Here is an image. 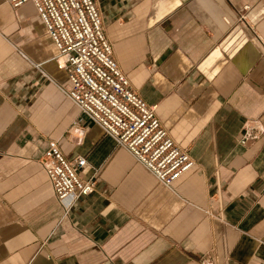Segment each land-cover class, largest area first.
<instances>
[{"label": "crops", "instance_id": "crops-1", "mask_svg": "<svg viewBox=\"0 0 264 264\" xmlns=\"http://www.w3.org/2000/svg\"><path fill=\"white\" fill-rule=\"evenodd\" d=\"M95 1L195 166L159 183L67 98L34 4L0 0V264H264V0ZM51 142L96 181L67 214L41 164Z\"/></svg>", "mask_w": 264, "mask_h": 264}, {"label": "built area", "instance_id": "built-area-1", "mask_svg": "<svg viewBox=\"0 0 264 264\" xmlns=\"http://www.w3.org/2000/svg\"><path fill=\"white\" fill-rule=\"evenodd\" d=\"M18 8L31 2L46 26L58 54L59 70L66 71L67 98L118 147L126 149L162 185L171 188L195 162L188 150L171 138L156 114L131 88L106 35L102 14L95 0H8ZM39 68V66H37ZM247 130L241 145L256 137ZM41 164L55 196L67 214L73 205L96 190V181H85L86 157L69 160L56 142L49 144Z\"/></svg>", "mask_w": 264, "mask_h": 264}]
</instances>
